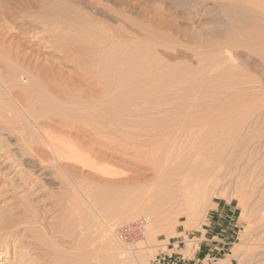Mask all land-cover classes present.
<instances>
[{
    "label": "rangeland",
    "instance_id": "rangeland-1",
    "mask_svg": "<svg viewBox=\"0 0 264 264\" xmlns=\"http://www.w3.org/2000/svg\"><path fill=\"white\" fill-rule=\"evenodd\" d=\"M0 47V264H264V0H0Z\"/></svg>",
    "mask_w": 264,
    "mask_h": 264
},
{
    "label": "bare ground",
    "instance_id": "bare-ground-1",
    "mask_svg": "<svg viewBox=\"0 0 264 264\" xmlns=\"http://www.w3.org/2000/svg\"><path fill=\"white\" fill-rule=\"evenodd\" d=\"M20 6V5H19ZM44 6H46V5H44ZM44 6H42L43 8H44ZM63 6V5H62ZM61 6V7H62ZM31 9V8H30ZM32 10V9H31ZM46 10V9H45ZM34 11V10H33ZM53 11V10H52ZM41 12V11H40ZM47 12V11H46ZM46 12H45V14H46ZM50 12V11H49ZM55 12H57V11H55ZM59 12V11H58ZM25 13V12H24ZM23 12L21 13L22 15H23V17L27 14V12L24 14ZM41 13H43V12H41ZM48 13V12H47ZM72 13V12H71ZM44 14V13H43ZM47 15V14H46ZM46 15H45V17H46ZM43 16V15H42ZM48 16V15H47ZM75 16V15H74ZM22 17V16H21ZM22 17V18H23ZM29 17V16H28ZM41 17V16H40ZM39 17V24L37 25V26H39L40 27V25H42V26H46L47 28H45V29H48V30H46V31H48V35L45 37V39H44V43L45 44H50L51 46H53V45H57V44H60L63 40L65 41V40H68L69 42H75L76 40L73 38V37H71L75 32L74 31H76V33H77V30H73V28L75 27V25H74V27H72V25H70L69 26V28L67 29L66 28V26L68 25V24H73L72 22H73V20L72 19H70V17H69V15H65V13L63 14V13H61V11H60V13L57 15V13L55 14H51V12H50V15H49V17L48 18H45L44 16L43 17H41L40 18ZM32 18V17H31ZM74 18V17H73ZM76 18V17H75ZM77 19V18H76ZM24 20H25V18H24ZM75 21H76V23H77V25L79 26H84V22L82 23V22H80V20L78 19V21L77 20H74V23H75ZM13 23V22H12ZM35 23V22H34ZM33 24V23H32ZM34 25V24H33ZM86 25V24H85ZM35 26V25H34ZM41 29H42V27H40ZM39 28V29H40ZM34 29V28H33ZM35 29H36V27H35ZM38 29V28H37ZM38 29V30H39ZM78 29V28H77ZM79 30V29H78ZM88 30H89V28H88ZM87 30V31H88ZM93 30V29H92ZM66 31H68V33H66ZM70 31V32H69ZM74 33H73V32ZM86 31V29H83V32L85 33V35H86V33H89V32H91V31H89V32H87ZM83 32L82 31H78V33H80L81 34V36H82V38H85L84 37V34H83ZM96 33H97V31H96ZM90 34H92V33H89V35ZM95 34V33H94ZM34 35H36V34H34ZM89 35H88V38H89ZM93 36H95V35H93ZM91 37V36H90ZM97 37V36H96ZM88 38H86L87 40H92L91 38L90 39H88ZM227 45V44H226ZM225 45V47H227ZM254 46V45H253ZM1 47H3V46H1ZM0 47V49H2ZM249 47V46H248ZM225 49V48H224ZM250 49H252V48H250ZM254 49H255V47H254ZM3 50V49H2ZM255 51V50H254ZM15 53H17V52H14V55H15ZM13 55V53L10 51V53L9 52H3V53H1V55H0V58H5L7 61L9 60V61H11V62H15L17 65H19V66H21V67H24V65H21V63H24V61L25 60H21V58H19V55L17 54V55H15L14 56ZM5 59L3 60V61H5ZM1 61H2V59H1ZM10 63V62H9ZM14 63V64H15ZM30 66V65H29ZM36 66H37V64H35L34 66H33V69L34 68H36ZM21 69V68H20ZM26 71H29V72H31L32 70L30 69V67H28L27 69H26ZM25 73V72H24ZM104 74V73H103ZM50 87V86H49ZM116 113V112H115ZM105 115V114H104ZM107 115V114H106ZM109 115V114H108ZM99 116V115H98ZM101 116V115H100ZM74 117V116H73ZM92 117V116H91ZM104 117V116H103ZM75 118H76V116H75ZM77 118H78V116H77ZM93 118V117H92ZM98 118V117H97ZM83 119V118H82ZM85 119V118H84ZM89 119V118H88ZM94 121L96 120V122L100 125V124H104L103 122L104 121H102L101 120V118L100 119H93ZM109 120V119H108ZM86 121H89V120H86ZM114 121V120H113ZM102 122V123H101ZM110 122H112L111 120H110ZM93 123V122H92ZM109 123V122H108ZM105 124H106V121H105ZM111 124V123H110ZM57 145H58V143L57 142H55V141H53L52 139H50L49 140V146H52L54 149L55 148H57ZM73 154V153H72ZM207 186V185H206ZM209 189V188H208ZM203 192V193H202ZM201 192V196H200V200H199V203L198 204H201L203 201V199L205 200V196H206V192L205 191H202ZM191 196H193V195H191ZM198 196H199V194H198ZM198 198V197H197ZM189 199H190V197H189ZM192 200V199H191ZM192 201H194V200H192ZM190 203V202H189ZM193 203V202H192ZM195 203V202H194ZM202 205V204H201ZM195 206H197V203H196V205ZM195 206H193V207H195ZM200 206V205H199ZM192 208V207H191ZM189 209V208H188ZM193 209V208H192ZM153 235V234H152ZM150 236V235H149ZM153 236H150L146 241V244H145V246L143 245L142 247H140L139 249H137L138 250V252H136V253H133V258L134 259H136L135 261H136V264H137V261H139V264H142V263H145L144 262V260H145V257L147 256V251H145V250H147L148 248H151V238H152ZM153 240V239H152ZM142 242V241H141ZM149 250V249H148ZM133 251V250H132Z\"/></svg>",
    "mask_w": 264,
    "mask_h": 264
},
{
    "label": "built area",
    "instance_id": "built-area-1",
    "mask_svg": "<svg viewBox=\"0 0 264 264\" xmlns=\"http://www.w3.org/2000/svg\"><path fill=\"white\" fill-rule=\"evenodd\" d=\"M150 220L141 218L121 227L117 233V239L126 247H135L146 237Z\"/></svg>",
    "mask_w": 264,
    "mask_h": 264
}]
</instances>
